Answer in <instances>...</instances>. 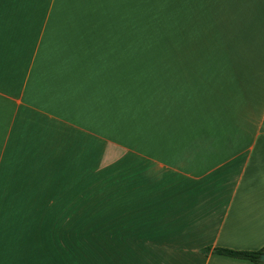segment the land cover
Masks as SVG:
<instances>
[{"label":"crops","instance_id":"crops-1","mask_svg":"<svg viewBox=\"0 0 264 264\" xmlns=\"http://www.w3.org/2000/svg\"><path fill=\"white\" fill-rule=\"evenodd\" d=\"M135 2L0 0V264L264 248V0H191L177 46Z\"/></svg>","mask_w":264,"mask_h":264},{"label":"rangeland","instance_id":"rangeland-1","mask_svg":"<svg viewBox=\"0 0 264 264\" xmlns=\"http://www.w3.org/2000/svg\"><path fill=\"white\" fill-rule=\"evenodd\" d=\"M139 1L133 4V26L142 27L139 32L145 42L164 46H177L179 43L187 42L184 39L187 38L185 32L189 30L190 26L189 9L191 0ZM134 38H136V35H134ZM92 198L91 191L85 194L86 203H91ZM76 249V243L69 244L68 258L63 260V264H91V259H77ZM61 261V259H56L54 263L60 264Z\"/></svg>","mask_w":264,"mask_h":264},{"label":"trees","instance_id":"trees-1","mask_svg":"<svg viewBox=\"0 0 264 264\" xmlns=\"http://www.w3.org/2000/svg\"><path fill=\"white\" fill-rule=\"evenodd\" d=\"M212 251L217 254H222L238 259H244L253 262L254 264H264L260 260V254L264 252V248L259 250H237L232 248H224V247H213L210 248L209 246L204 248V252Z\"/></svg>","mask_w":264,"mask_h":264},{"label":"water","instance_id":"water-1","mask_svg":"<svg viewBox=\"0 0 264 264\" xmlns=\"http://www.w3.org/2000/svg\"><path fill=\"white\" fill-rule=\"evenodd\" d=\"M260 260L264 263V252L260 254Z\"/></svg>","mask_w":264,"mask_h":264}]
</instances>
